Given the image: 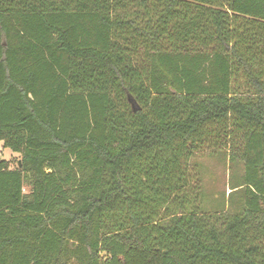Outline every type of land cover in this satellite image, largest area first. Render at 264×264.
<instances>
[{"label":"trees","instance_id":"1","mask_svg":"<svg viewBox=\"0 0 264 264\" xmlns=\"http://www.w3.org/2000/svg\"><path fill=\"white\" fill-rule=\"evenodd\" d=\"M5 148L0 264H264V0H0Z\"/></svg>","mask_w":264,"mask_h":264},{"label":"rangeland","instance_id":"2","mask_svg":"<svg viewBox=\"0 0 264 264\" xmlns=\"http://www.w3.org/2000/svg\"><path fill=\"white\" fill-rule=\"evenodd\" d=\"M223 151L222 149L210 154L208 151L200 149L190 159L191 167L200 178L201 209L203 211L224 210L229 188L240 182L242 165L240 163L231 164L228 157L223 155ZM2 157L8 161L10 167H13L19 155L5 148L2 151ZM23 190L27 192L28 185H24Z\"/></svg>","mask_w":264,"mask_h":264},{"label":"built area","instance_id":"3","mask_svg":"<svg viewBox=\"0 0 264 264\" xmlns=\"http://www.w3.org/2000/svg\"><path fill=\"white\" fill-rule=\"evenodd\" d=\"M2 151H3V150H0V160H1V158H3V157H2ZM3 159H4V158H3Z\"/></svg>","mask_w":264,"mask_h":264},{"label":"water","instance_id":"4","mask_svg":"<svg viewBox=\"0 0 264 264\" xmlns=\"http://www.w3.org/2000/svg\"><path fill=\"white\" fill-rule=\"evenodd\" d=\"M129 102L131 103L132 106H134V103L131 101L130 98H128Z\"/></svg>","mask_w":264,"mask_h":264}]
</instances>
